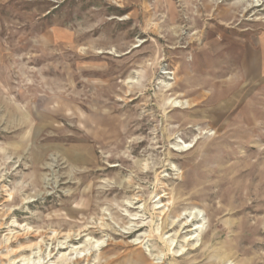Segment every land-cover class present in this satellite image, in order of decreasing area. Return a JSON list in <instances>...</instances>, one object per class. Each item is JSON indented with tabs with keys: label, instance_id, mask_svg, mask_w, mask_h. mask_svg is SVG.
Segmentation results:
<instances>
[{
	"label": "rangeland",
	"instance_id": "374dc122",
	"mask_svg": "<svg viewBox=\"0 0 264 264\" xmlns=\"http://www.w3.org/2000/svg\"><path fill=\"white\" fill-rule=\"evenodd\" d=\"M0 264H264V0H0Z\"/></svg>",
	"mask_w": 264,
	"mask_h": 264
},
{
	"label": "bare ground",
	"instance_id": "6f19581e",
	"mask_svg": "<svg viewBox=\"0 0 264 264\" xmlns=\"http://www.w3.org/2000/svg\"><path fill=\"white\" fill-rule=\"evenodd\" d=\"M177 106H178V104H177ZM99 242V241H98ZM91 243V242H90ZM76 260H78V258H75Z\"/></svg>",
	"mask_w": 264,
	"mask_h": 264
}]
</instances>
